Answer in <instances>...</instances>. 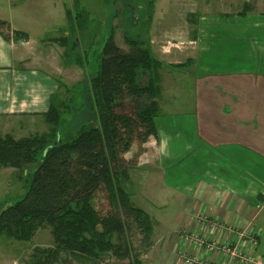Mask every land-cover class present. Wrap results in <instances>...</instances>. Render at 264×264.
I'll use <instances>...</instances> for the list:
<instances>
[{"label":"crops","instance_id":"obj_1","mask_svg":"<svg viewBox=\"0 0 264 264\" xmlns=\"http://www.w3.org/2000/svg\"><path fill=\"white\" fill-rule=\"evenodd\" d=\"M175 3L177 12L169 26L162 34H154L153 51L167 63L193 62L164 70L158 137L146 143L134 168L150 166L156 173L148 178L157 185L150 193L165 189L169 179L168 194L180 193L187 199L178 205L173 224L159 223L164 236L150 264H185L187 257L195 256L211 264H226L230 256L223 254V246L234 247L240 235L232 233L235 227L256 233L255 258L264 263L262 227L256 221L264 206V0ZM28 6L24 0H0V20L29 34L17 23ZM192 14L197 16L191 24L188 16ZM192 27L198 31L194 38ZM57 37L32 43L30 34L28 40L18 41L0 34V118L42 117L49 109L59 73L47 50L65 49ZM38 50L47 55H39ZM39 58L45 60L38 62ZM173 103L188 109L166 111ZM132 172L128 184L132 199L145 203L143 186H138L142 177H132ZM194 204L216 229L202 226L204 233L198 235L186 231L197 225L190 219ZM181 230H185L181 238L187 236L184 246V239L174 242ZM209 243L215 246L211 251ZM233 264L249 263L237 258Z\"/></svg>","mask_w":264,"mask_h":264},{"label":"trees","instance_id":"obj_2","mask_svg":"<svg viewBox=\"0 0 264 264\" xmlns=\"http://www.w3.org/2000/svg\"><path fill=\"white\" fill-rule=\"evenodd\" d=\"M117 1L132 11V25L126 20L124 29L130 47L118 42L111 20L104 36L96 33L87 40L86 8L80 0H66L72 8L68 10L72 31L57 37V42L64 46L65 58L75 50L84 51L67 63L81 68L85 78L65 88L71 94L65 99L60 94L64 82L57 81L49 109L41 113L48 124L44 132L21 137L0 133V167L20 172L32 168L24 196L0 211V236L32 241L40 229H49L52 236L51 245L32 253L31 264H60L65 254L89 264H103L108 254L127 258L128 264H144L130 237L134 227L142 234L139 251L154 244L156 220L134 203L128 184L146 143L158 137L164 70L189 65L193 59L167 63L155 55L148 27L140 29V24L152 22L156 0ZM196 16L189 15L191 24ZM192 30L194 38L198 31ZM0 34L9 40L29 39L27 32L13 29L6 20H0ZM82 112L86 120L72 128L70 121ZM135 143L129 167L122 166ZM100 193L106 209L96 203Z\"/></svg>","mask_w":264,"mask_h":264},{"label":"rangeland","instance_id":"obj_3","mask_svg":"<svg viewBox=\"0 0 264 264\" xmlns=\"http://www.w3.org/2000/svg\"><path fill=\"white\" fill-rule=\"evenodd\" d=\"M24 1L29 6L27 7V10L23 12L25 14L17 18V23L23 26V28L29 30L32 43L37 42L41 37L44 38L47 36L54 35L64 36L68 34V32L72 31L68 16V10L70 11L72 8L71 4L66 3L65 0ZM80 3L82 5V9L84 10L86 8L85 10L88 12L87 17H85L84 24V26H88V24H90L89 28L86 30L87 40H90L91 37L94 36L93 34L96 33H98L100 37L104 36V34L107 33L106 31H109L111 28V24L109 23V21L111 20L112 26L115 27L118 42L121 44V46L126 49L130 47L127 40H125L124 36L126 20H128L127 25L129 27L130 25H132L133 16L130 8L124 10L125 4L117 0H80ZM83 6L85 8H83ZM176 12L177 8L175 0H166L165 2L163 0H156V7L152 22H149V26L145 23L146 21L140 24V29L148 27L149 36H147V38L153 50L154 34L156 32H160L162 34L163 30L167 28L170 24L169 20L176 14ZM135 16L139 17V14L137 15V13H135ZM70 45L72 46L73 43L71 42L69 46ZM57 48L58 50L47 51L51 53L52 60L54 59L53 62L59 73V78H57L56 81L59 82L60 80H63L64 82V85L60 88V94H62V97L65 99L69 98L71 95L70 93H68L69 90H65V88L72 87L74 83L82 82V80H84L85 78V75L83 74L81 68L76 65H70L67 63V61L74 60L75 58L81 57V55L83 56L84 51L75 50L73 55L68 54L65 58L66 54H64V49L60 47ZM42 52L43 50H38V54L41 56H43ZM43 54L47 55L44 52ZM43 59L45 60V58H39L38 62L42 61ZM74 105L76 108L77 104ZM182 105L183 104L180 103H173L169 108L166 109V111L178 112L188 109ZM85 120V112H82L81 114H75L72 120L70 121V125L72 128H75ZM47 127L48 124L43 120V117H37V115H10L7 117L0 118V133H2L3 135L11 133L16 137H21L22 135L27 134L29 135L42 133L47 129ZM64 131H67L66 127L64 128ZM131 150H137L136 143L133 145ZM130 152L126 153L128 154V156H130L128 159L127 157L122 158V166H127V168L129 167L128 160L134 157L135 154L134 151L133 153ZM138 162H140V159L138 160ZM151 169L152 168L150 166H145V168L140 167V170L136 168L132 169V171H134V173L132 172V177H134L135 175L142 177L141 182L138 184V186H143L142 195L144 194V197L147 200V202L145 203H141L138 202V200H135V203L136 205L148 211L152 215V219L157 220V223L155 225V232L153 235L154 244L148 250L139 251L138 245L142 238L140 230L134 227L129 232L131 240L134 244L133 247L137 249V253L142 254L141 258L144 264H150V262H153V253L156 250H160V241L163 240L164 232L159 231V223L167 225L173 224L174 217L177 213L178 205L182 204L187 199L185 195H182L180 193L168 194L169 187L171 186V183L168 181L169 179L167 180V185L165 189L159 190L155 193H150V191H152V188L157 186L155 183H150L148 181L150 175H156V173H153ZM31 172L32 168H26L24 171L20 172L15 167H0V211L2 208L14 203L16 200L24 196L30 183ZM142 172L144 175L148 176L144 177L143 175H141ZM153 195H158L162 198H152ZM96 203L100 205L103 209H106L107 207V201L105 197L101 195V193L100 195H98ZM196 205L197 204H194L192 208L195 210L190 215V219L191 221L194 220L193 222L197 225L193 228L192 231L186 229V231L190 232L191 235H198L201 232L203 234L204 231L202 226L204 227L208 225L210 230L211 224L213 223L211 218L206 215L205 211H201L194 208ZM202 209L205 210V208ZM256 221L257 224L262 227L261 242H264V206L261 208ZM184 227H186V224H184ZM184 231L185 230H181L180 232H177L179 238H176L177 241H174L175 244H179L180 240L182 239H184L183 246L186 244L187 236L185 235L181 238V234H183ZM242 231L243 230L239 229L238 227H235L233 228L232 233L236 237ZM170 243L169 245H173ZM51 244L52 236L49 229L38 230L32 241H20L16 239H10L5 236H0V264H31V255L32 253H34V251H36L37 247L43 248ZM260 249L261 251H264V244L261 246ZM64 257L65 258H62V260L60 261V264H89V261L79 260L78 258L76 259L66 254L64 255ZM128 262L129 259L127 258L123 260L110 254L105 255V257L103 258V264H128Z\"/></svg>","mask_w":264,"mask_h":264},{"label":"built area","instance_id":"obj_4","mask_svg":"<svg viewBox=\"0 0 264 264\" xmlns=\"http://www.w3.org/2000/svg\"><path fill=\"white\" fill-rule=\"evenodd\" d=\"M66 1V0H65ZM206 223V222H204ZM210 223V222H208ZM213 229H216V225L214 222L211 224ZM210 231V230H209ZM234 247H231V244L227 243L223 246V254H229L230 260L226 264H233L235 259H239L244 263H259L264 264L261 260L255 258V250L258 246V238L256 233L253 231H242L238 237V240L235 242ZM201 244V242H199ZM215 246L208 244V250H213ZM185 264H211L205 261L204 257L195 256V257H187L185 259Z\"/></svg>","mask_w":264,"mask_h":264}]
</instances>
